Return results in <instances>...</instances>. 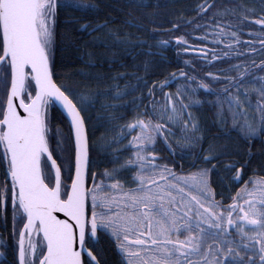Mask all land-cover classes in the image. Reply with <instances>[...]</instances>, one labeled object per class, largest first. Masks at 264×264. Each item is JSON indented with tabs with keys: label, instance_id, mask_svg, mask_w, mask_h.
I'll return each mask as SVG.
<instances>
[{
	"label": "snow or ice",
	"instance_id": "6c2138e0",
	"mask_svg": "<svg viewBox=\"0 0 264 264\" xmlns=\"http://www.w3.org/2000/svg\"><path fill=\"white\" fill-rule=\"evenodd\" d=\"M58 7L95 11L96 6L81 0H0V160L6 163L7 177L0 183V209L9 204L12 207L18 264H101L94 254L99 244L98 231L113 239L128 264H264V178L244 182L241 166L223 164L235 173L233 181L244 185L230 197L231 203L224 204L216 200L210 187L212 169L205 167L182 176L167 164L156 162L153 145L157 138L175 152L168 144V137L175 135L169 121L192 129L190 136L180 138L184 141L182 148L200 147L198 154L189 151L182 155H197L214 169L213 161L220 163L219 157L226 154L218 152L214 144L206 149L202 146L200 129L182 99L178 110L173 97L166 95L165 102L170 107H161L158 122L153 123L157 108L150 89L152 107L141 100L136 107L145 111L118 129L122 138L125 132L131 135L138 130L129 142L133 157L123 163L114 158L119 167L97 174L89 155L86 115L96 103L115 111L116 106L106 102L109 93H114L113 100L124 99L126 93L114 86L83 92L57 82L54 47ZM210 9L213 19L223 15L215 11L214 0L197 5L199 14L209 13ZM228 11L248 20V13L254 9L240 5ZM253 22L264 29V16ZM107 28V23L98 24L93 31ZM225 34L223 27L216 33ZM228 35L240 42L236 31ZM98 40L110 48L130 45L132 38L110 31ZM177 43L186 41L180 36ZM258 67L264 72V61ZM235 70L237 77H225L228 84L223 91L228 95L218 107L222 114L226 104L237 134L251 140L264 133V76L246 80L250 75L247 68L236 65ZM246 85H252L261 98L254 106L259 113L255 124L248 121L244 111L245 105L253 107L247 91L241 92ZM199 87L208 89L204 83ZM230 89H235V94ZM53 102L59 103L69 119V129L74 134V164L70 156L54 157L50 147L49 106ZM114 111L113 119H120ZM57 135H62L59 129ZM62 144L57 140V148L67 151ZM110 144L111 141L94 142L92 147L103 152ZM121 169L135 172V187H125L121 182ZM18 218L22 227L16 232Z\"/></svg>",
	"mask_w": 264,
	"mask_h": 264
},
{
	"label": "trees",
	"instance_id": "16d2710c",
	"mask_svg": "<svg viewBox=\"0 0 264 264\" xmlns=\"http://www.w3.org/2000/svg\"><path fill=\"white\" fill-rule=\"evenodd\" d=\"M81 2L95 5V11L57 8L54 47L55 75L59 77L57 82L83 92L104 91L114 86L118 91L126 93L122 100H113L111 96L114 93H109V99L106 102L115 105V111L105 110L101 107V103H96L86 115L90 160L93 161L97 174L105 169L119 167L114 163V158H119L123 163L125 159L133 157L134 150L129 149V142L138 130H134L131 135L125 132L122 138L118 129L145 111V108L137 109L136 107L141 100L147 107H152L148 96L151 89L152 99L157 108V117L153 118V123L158 122L161 107H170L165 102L166 95L173 97L178 110L180 109L179 101L182 99L184 104L189 105L187 112L192 113L194 122L200 129L198 135L202 137V146L206 149L211 143L216 146L218 152L226 153L219 157L220 163L215 161V175L212 164L205 162L202 165L194 164L197 155L189 157L182 153L191 151L198 154L200 147L189 148L185 145L182 148L180 146L184 145V141L180 138L190 136L192 129L189 127L186 130L180 124L169 121L170 131L175 135L168 137V144L175 149V152H170L162 140L156 142L155 147L160 164H167L181 175H189L205 167L212 169L209 174L210 187L214 191L216 200L224 204L232 202L230 197L235 196L241 184L233 181L235 173L226 170L223 164L241 166L244 182L264 178V133L251 140L241 139L232 125L227 105H224L222 114L218 107V104L222 103L224 97L228 95L223 91L228 84L225 77L238 76L235 66L247 68L250 75L245 79L255 80L257 75L264 76V72H261L258 67L264 61V57L257 59L254 55L247 53V50L235 48L234 52L228 51V55H224V59L218 62L216 68L215 64L206 63L182 52L175 55L174 60L169 62L164 57L169 54L166 49L168 46L164 44L168 40L165 29L175 25L181 28L189 21L197 23L201 14H197L195 10L197 5L201 4L200 0H81ZM132 4H142L144 7L135 8L131 6ZM129 21L142 27H131ZM105 23L108 25L107 29L93 31L96 25ZM211 24H215V21L210 22ZM85 25L88 26L87 29L84 28ZM110 31L128 34L132 38L131 44L113 45L110 48L102 46L98 38H105ZM183 69L196 73L197 76H169L172 72H182ZM215 72L219 79H216ZM97 77H103V79L98 80ZM170 80L172 83L167 87ZM201 83L208 85V89L200 88ZM162 84L163 88L160 87ZM252 88V85H246L241 88V92L248 93L249 102L253 107L245 105L244 111L247 113L248 121L255 124L259 113L254 110V106L261 98ZM230 91L235 94L236 90L230 89ZM2 92L3 89L0 87V95ZM178 93L183 95L179 96ZM193 101L197 102L193 103ZM49 108L51 128L49 144L53 155L64 159L70 156L74 164V148L69 123L54 103ZM113 111L114 115L120 119H113ZM183 119L186 120L187 116ZM222 120L225 122L222 123ZM58 129L62 135H57ZM57 140L63 142L62 148L67 151L62 152L60 148H57ZM117 140L122 142L116 143ZM101 141H111V144L106 145V151L94 150L93 143ZM5 171L6 163L0 160V183L7 180ZM134 175L133 171L121 169L120 179L125 187L136 186L133 182ZM3 215L6 217H2ZM9 215L7 207L0 209V254H2L0 264H18L17 237L13 234V217ZM20 227V221L16 222V232H19ZM98 238L99 244L94 254H97L101 264H126L120 258L112 238L103 233H100Z\"/></svg>",
	"mask_w": 264,
	"mask_h": 264
},
{
	"label": "flooded vegetation",
	"instance_id": "af4514ba",
	"mask_svg": "<svg viewBox=\"0 0 264 264\" xmlns=\"http://www.w3.org/2000/svg\"><path fill=\"white\" fill-rule=\"evenodd\" d=\"M201 4L204 3V0H200ZM231 4V5H230ZM215 11L220 12L223 11V15H217L215 19L212 18L211 14L212 9L209 10V13L199 14L197 8V14L200 16L197 19V23L188 22L183 27H179L177 25L166 28L165 32L167 34L168 40L164 42L166 46H168L167 51L168 55H164V57L171 62L174 60L175 55L177 56L179 52L183 54L191 55L196 59L204 61L206 63L215 64V68L218 67V62L224 59V55H228V51L234 52L236 50L241 49L242 51L247 50V53L254 55L257 59L264 57V45L261 44V40H264V29L261 28L260 25L255 24L253 21L261 16H264V0H214ZM240 5H243L245 8L254 9V11L248 13V20H243L238 14L234 15L232 12L228 11L231 8L239 9ZM230 7V8H229ZM229 8V9H227ZM221 9V10H220ZM226 13V14H225ZM215 21V24H211L210 22ZM227 23V25H226ZM219 24V26H217ZM223 27L225 29V35L217 36L216 33L219 32V28ZM236 31L237 36L239 38V43L236 42V37H231V32ZM183 36L186 41L185 44L177 43V38ZM219 40L221 42L217 43ZM228 44H231L232 47H227ZM235 45H240L241 47H236ZM191 52H199V54H193ZM149 53H153L149 51ZM155 54L163 55L159 52H154ZM218 72V70H217ZM217 72L214 74L216 75ZM184 75L189 76H197L196 73H193L187 69H183L182 72L176 71L172 72L169 76L180 77ZM217 77V75L215 76ZM172 81H168L167 87L170 86ZM161 141V139L157 138V141ZM162 142H164L162 140ZM156 146V143H155ZM157 149V148H156ZM156 151V150H155ZM156 162L159 163V157L157 151L155 153ZM194 164L202 165L204 161L199 159L198 156L194 160ZM215 164V161H213ZM169 167V166H168ZM170 168V167H169ZM213 169V168H212ZM178 175H181L177 173ZM215 175V169H214ZM187 176V175H182ZM242 170H241V180L242 178ZM240 187H243V183H240ZM248 187L251 188L252 184L249 183ZM9 209V217H13L12 207L11 205L6 206ZM4 207V208H6ZM2 217H6L3 215ZM19 218L16 222H19ZM18 227V225H17ZM22 227V226H21ZM20 227V230H21ZM19 230V231H20ZM102 232L98 231L99 234ZM184 237L181 236V239ZM17 247H18V239H17ZM118 250V249H117ZM120 258L128 264V260L124 257L119 251Z\"/></svg>",
	"mask_w": 264,
	"mask_h": 264
},
{
	"label": "water",
	"instance_id": "95a60500",
	"mask_svg": "<svg viewBox=\"0 0 264 264\" xmlns=\"http://www.w3.org/2000/svg\"><path fill=\"white\" fill-rule=\"evenodd\" d=\"M191 53H195V54H199V52H191ZM54 105L61 111V113L66 117L68 123H69V119L67 118L66 113L63 111L62 107L59 105L58 102H53ZM71 136H72V141H73V148H74V156H75V147H74V134L71 132ZM90 155V154H89Z\"/></svg>",
	"mask_w": 264,
	"mask_h": 264
},
{
	"label": "rangeland",
	"instance_id": "374dc122",
	"mask_svg": "<svg viewBox=\"0 0 264 264\" xmlns=\"http://www.w3.org/2000/svg\"><path fill=\"white\" fill-rule=\"evenodd\" d=\"M138 134V133H137ZM153 147H154V149L156 150V147H155V145H153ZM155 153H156V151L154 152V155H155ZM188 176V175H187Z\"/></svg>",
	"mask_w": 264,
	"mask_h": 264
}]
</instances>
